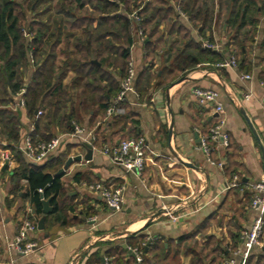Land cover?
<instances>
[{"label":"crops","instance_id":"obj_1","mask_svg":"<svg viewBox=\"0 0 264 264\" xmlns=\"http://www.w3.org/2000/svg\"><path fill=\"white\" fill-rule=\"evenodd\" d=\"M144 1L147 9L157 7L162 15L139 16L137 12L143 5L132 9L131 1L111 2L117 6L116 14L132 24L133 38L128 47L120 42L122 39L115 40L112 57L117 58L119 49L127 47L126 68L132 62L136 76L132 90L110 117L99 106L107 97L97 94L90 102V94L83 90V85L73 83L70 68H62L66 58L75 53L74 37L83 36L81 27L68 28L64 22L54 50V71L58 72L52 84L60 83L67 90L68 101L61 108L43 107L32 115L18 105L49 55L45 52L35 57L32 50L36 47L35 32L42 25L47 27L48 34L56 29L54 0L38 1L43 10L26 18L25 25L33 32L26 35L20 31L21 43L33 45L26 61L21 60L15 68L22 89L11 95L3 89L4 81H0V103H6L0 111L12 112L17 118V146L26 136L32 147L63 137L41 162H31L19 149L16 151L34 167L46 166L53 177L61 176L57 202L66 221L61 224L55 220L50 204V213L43 214L42 207L37 215L25 181L18 180L12 172L13 163L8 167L0 162V264H112L109 254L119 247L125 252L124 264H141L144 259L145 264H222L232 258L236 264L242 263V258L234 257L233 252L241 248V232L259 214L250 205L251 185L264 176V0ZM246 3L257 7L250 14L254 25L247 22L237 31L240 22L232 23V13ZM132 15L142 19L145 34L141 19L138 23ZM17 29L20 30L18 26ZM111 37L108 35L103 41ZM205 44L210 47H204ZM13 50L6 53L0 46L1 80L5 78L2 75L7 64L18 58ZM231 57L236 61L235 67L217 66ZM92 63L100 66L97 61ZM109 63L101 68L113 82L108 85L102 79L101 87L108 85L113 91L120 90L123 78L118 63ZM244 75L249 79H242ZM195 87L218 91L223 115L199 105L191 93ZM245 94H250L249 101L241 100ZM8 97H13V102ZM4 116L0 115V120ZM219 118L225 120L223 131L227 140L208 141L210 155L206 157L199 149L200 137L208 135ZM75 127L81 133H75ZM136 137L145 141V168L140 178L99 153L103 146ZM83 143L93 147L90 161L84 160L87 150L81 147ZM7 144L8 140L0 134V151L8 153L3 149ZM78 156L81 160H76ZM69 159L72 161L67 165ZM50 167L53 168L49 170ZM233 177L238 182L228 189ZM94 183L121 190L123 203L119 211L109 209L97 192L85 186ZM71 208L72 213L68 211ZM165 209L177 218L171 220ZM39 220H43L42 230L37 226ZM25 222L36 226L26 234V242L36 243V248L21 255L9 246ZM130 247L141 252L140 263L130 257ZM261 256L262 250L253 248L248 258L253 264Z\"/></svg>","mask_w":264,"mask_h":264},{"label":"trees","instance_id":"obj_2","mask_svg":"<svg viewBox=\"0 0 264 264\" xmlns=\"http://www.w3.org/2000/svg\"><path fill=\"white\" fill-rule=\"evenodd\" d=\"M33 1L37 3L40 0ZM126 1H131L132 9H138L143 5L141 10L137 12L139 16H141L142 13H144L143 16L153 18H158L162 15V10L157 9V7H154L152 10L149 8L147 9L148 4H146L144 0H120L122 3ZM237 1L238 0H235L234 3ZM13 7L14 3L12 1L0 0V46L4 48L6 53H9L10 50L14 48L13 51L18 57L17 60L14 59L7 64V68L2 75L3 78H5L2 80L0 79V81H4L3 89L9 91L11 95H15L22 89V82L19 80L15 68L18 64H21V60L26 61L27 56L31 53L30 46L34 43L36 47L32 50L33 56L36 57V54L43 56L45 52L46 54L49 52V55H46L44 62H42V65L31 79L32 85H29L27 89H25L26 93L23 96V101L27 113L32 115L35 110H39L43 107H48L49 110L61 108L65 103L64 101H68V97L66 96L67 90L64 89L60 83L56 85L52 84L53 81L57 80L55 75L56 72H58L54 71V61L57 57L54 50L59 44L60 37L62 36L61 25L64 22L68 28L74 29L73 27H81L80 29L83 32V36L74 37L73 44L75 53L71 58H66L62 63V68H70L74 73L73 83H81L83 85V90L88 92V95L90 94V102H93L97 94L107 97L104 103L99 104L100 108L104 109L106 112L109 103L116 97L120 90L117 89L113 91L111 86H108L112 79L101 67H106V65L110 64V61L116 64L118 63V67L120 68L119 75L123 78L127 71L126 64L128 61V54L126 48L133 42V38L130 37V28L132 24L129 23L130 21L123 20L122 16L116 14L117 6L107 0H54V14L58 17V20H56L58 23L54 22L56 29L50 31L48 34L47 27L42 25L40 29L35 32L33 43L28 46H24L21 43L20 30L17 29V26L20 28V21L17 15L14 14ZM256 10V5H250L248 3L243 7L239 5L234 10V13H232V23L235 24L237 20L240 22L237 31L246 26L247 22L250 25H254V21H252L250 14L255 13ZM111 15H115V18ZM248 15L249 17L247 19ZM118 17L121 19L119 20ZM140 24L143 34H145L146 30L143 26L142 19ZM250 29L251 28H248V30ZM29 32H33V30L30 28ZM108 35H111L112 39H109L107 42L103 41V38ZM118 38L120 40L122 39L120 42H125L127 47L120 48L117 52L118 57L113 59L112 54L115 49L113 43L115 40H118ZM17 43H19V47L16 46ZM107 47H111L112 50H102ZM48 57H50V59H48ZM92 61H97L100 66L93 64ZM102 79L108 81V83H106L108 85L105 86V88L101 87V83H103ZM110 85H112V83H110ZM48 95L50 99L47 100ZM8 98V100L13 102V97ZM5 104L4 102L3 104L0 103V106L4 107ZM0 115H5L4 118L0 120V128L2 129L0 134L2 138L6 139V141L8 140L7 147L3 149L8 151L12 159L14 166L12 172H14V176L18 180L25 181L28 191L31 194L30 201L35 213L37 215L41 213L42 205L40 197L42 196L43 199L49 200L55 220L61 224H65L66 219L64 218L63 208H60L57 202L62 189L60 181L61 176L53 177L47 172L46 166L38 168L26 162L21 157V153L16 151V146L19 141L18 121L16 116L7 110H1ZM52 168L53 167H50L49 170ZM68 211L72 213L73 208ZM128 246L132 245L128 243ZM130 248L133 249L134 247ZM109 255L113 257L112 264H124L122 263V257L125 255V252L122 248H116L115 252ZM246 260L245 264H251L250 258ZM145 263L146 261L144 259L141 264ZM253 264H264V256H261L258 262L256 261V263Z\"/></svg>","mask_w":264,"mask_h":264},{"label":"built area","instance_id":"obj_3","mask_svg":"<svg viewBox=\"0 0 264 264\" xmlns=\"http://www.w3.org/2000/svg\"><path fill=\"white\" fill-rule=\"evenodd\" d=\"M134 20L138 23L140 18L138 16H133ZM138 36L142 37L141 29L138 25L137 30ZM204 47L208 48L209 45L205 44ZM218 67H235L236 61L233 57L229 60L224 61L221 64L217 65ZM135 70L132 62L128 63L127 71L120 84V91L117 96L109 103L108 108L106 109V116L110 117L115 114L118 104L125 100V97L128 92H130L133 88L134 80H135ZM242 79L248 80L249 76L244 75ZM192 96L195 98L197 103L201 106L210 107L215 113L223 115V106L219 101V93L214 89L200 88L195 87L191 91ZM250 94H245L241 97L242 101H249ZM236 102L238 100L234 99ZM18 105L20 107L24 106V101L22 98L18 100ZM41 112H38L40 115ZM225 124L224 118H219L217 122L210 127L208 131V135L200 137V146L199 149L201 152L208 157L210 155V148L208 146V141H221L226 143L227 137L223 131V127ZM75 133H81V130L75 127ZM62 136H57L53 138L49 142L39 143L35 147L31 145V139L29 136H26L23 143L17 146V149L31 162H41L43 161L49 154H51L60 144L62 140ZM94 139L92 138L90 141L92 142ZM145 141L143 137L130 138L125 140H120L116 144L103 146L99 153L103 156L107 157L110 162L115 165L121 167L126 172L133 173L136 177L140 178L145 168ZM93 149V147H92ZM0 162L10 167L12 165V159L10 155L6 151H0ZM211 164H215L211 161ZM219 167L222 166V163L217 164ZM237 178L233 177L230 183L227 184V188H232L236 186ZM86 188L90 191L97 192L105 203V205L113 210L119 211L122 207L123 198L120 189H111L110 187H106L101 183H94L90 185H85ZM252 189V198L250 205L252 208L259 210L258 216H256L248 229L244 230L240 234L241 240V248L233 252L234 257L242 258V263L249 257L250 252L253 248H258L260 250L264 249V176L258 179L253 185H251ZM41 192V191H39ZM1 210V208H0ZM167 216L171 220H175L173 214L167 211ZM36 226L25 222L20 227L19 234L15 237L14 243L9 246V249H12L18 254L28 255L36 248V243L26 242V234L29 231H34ZM132 253L136 258V262H141V252L138 249H131ZM7 264H15L14 262H9ZM222 264H236L235 258L223 260Z\"/></svg>","mask_w":264,"mask_h":264},{"label":"rangeland","instance_id":"obj_4","mask_svg":"<svg viewBox=\"0 0 264 264\" xmlns=\"http://www.w3.org/2000/svg\"><path fill=\"white\" fill-rule=\"evenodd\" d=\"M14 3L13 11L14 14L19 17L20 20V31L24 34L30 33V28L25 25L26 18L33 15V13L37 14V11H42L43 7L37 5L33 0H10ZM110 2L114 0H108Z\"/></svg>","mask_w":264,"mask_h":264},{"label":"water","instance_id":"obj_5","mask_svg":"<svg viewBox=\"0 0 264 264\" xmlns=\"http://www.w3.org/2000/svg\"><path fill=\"white\" fill-rule=\"evenodd\" d=\"M234 103H235L236 107L238 108L239 112H240L242 115H244V117H245L247 123H249L248 119H247L246 116H245V112H244V110L241 108V106H240L236 101H235ZM81 147H83L84 149L87 150V154L84 156V160H85V161H90V160L92 159V147H91V145H89L88 143H83V144H81ZM81 158H82L81 156H78V157L76 158V160H81ZM71 161H72V160L69 159L67 165L70 164ZM185 165L188 166V167H190V168H193L192 165H189V164H187V163H185ZM3 168H5V167H3ZM62 172H63V169H62L59 173H62ZM40 198H41V200H42V207H43L42 212H43V214L47 215L48 213L51 212V208H50V206H49V203H48L47 201H44L42 196H41ZM37 226H38V229H39V230H42V229H43V220H39V221H37ZM123 247L126 249V246H125V245H123ZM127 251H128V253H129L130 257H132V258L135 259L134 253H132L131 250H127ZM262 252L264 253V249L262 250Z\"/></svg>","mask_w":264,"mask_h":264}]
</instances>
